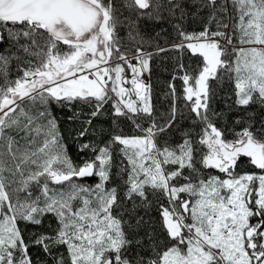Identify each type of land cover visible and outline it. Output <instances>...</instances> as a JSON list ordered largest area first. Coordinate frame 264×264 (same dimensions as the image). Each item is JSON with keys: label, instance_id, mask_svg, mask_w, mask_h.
<instances>
[{"label": "snow or ice", "instance_id": "snow-or-ice-1", "mask_svg": "<svg viewBox=\"0 0 264 264\" xmlns=\"http://www.w3.org/2000/svg\"><path fill=\"white\" fill-rule=\"evenodd\" d=\"M0 264H264V0H0Z\"/></svg>", "mask_w": 264, "mask_h": 264}, {"label": "trees", "instance_id": "trees-1", "mask_svg": "<svg viewBox=\"0 0 264 264\" xmlns=\"http://www.w3.org/2000/svg\"><path fill=\"white\" fill-rule=\"evenodd\" d=\"M197 27H198L197 25L191 26V28H197ZM159 28H160L159 25H156L154 29L151 25H149L147 31H149L152 35H155V32L159 31ZM158 39H159V43L162 46H167L165 44V40L163 38V35L161 38H158ZM172 39H173V37L169 36L168 42L171 43ZM175 55H176V53H174V52L161 53V54L154 57L152 64H151L152 73H151V78H150L149 82L152 84V90H153L152 101H153L154 108L159 113H163L168 108L169 98L166 96L168 82L170 81L172 75L179 74L176 71V62L173 59V57ZM183 63H185L187 65V64L192 63V61H190L189 58L187 56H185L183 58ZM193 66H195V65H193ZM175 85H176L177 90L179 92L181 81L176 80ZM220 95L223 96V92H221ZM222 106H223L222 100H218L217 107H222ZM84 111H87V108H84ZM65 121H66V117L61 120V129L64 133L66 140L71 145L72 141L69 137V132L74 127H77V126L66 123ZM104 127L107 128L108 124L105 123ZM123 127L125 128L126 131H128L130 128V125L125 124V125H123ZM104 138L106 139L107 137L105 136ZM73 159H78L75 156L74 151H73ZM153 216H155V213H153ZM33 254L35 256V250H33Z\"/></svg>", "mask_w": 264, "mask_h": 264}, {"label": "rangeland", "instance_id": "rangeland-1", "mask_svg": "<svg viewBox=\"0 0 264 264\" xmlns=\"http://www.w3.org/2000/svg\"><path fill=\"white\" fill-rule=\"evenodd\" d=\"M145 79H146V80L148 79L147 74L145 75Z\"/></svg>", "mask_w": 264, "mask_h": 264}]
</instances>
